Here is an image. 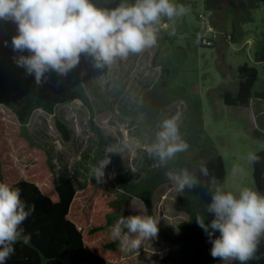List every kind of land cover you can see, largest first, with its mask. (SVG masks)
I'll return each instance as SVG.
<instances>
[{"label": "rangeland", "instance_id": "1", "mask_svg": "<svg viewBox=\"0 0 264 264\" xmlns=\"http://www.w3.org/2000/svg\"><path fill=\"white\" fill-rule=\"evenodd\" d=\"M218 1L175 0L186 11L171 19L161 17L155 25L153 46L130 53L126 58L117 57L104 70L95 67L90 56L83 53L80 74L89 108L76 99L57 105L53 114L36 109L24 126L30 139L49 150L56 178L70 179L76 189L94 181L102 191L119 194L118 175L136 184L144 170L152 171L151 181L162 179L150 195L151 214L159 217L157 237L143 241L139 250L126 251L111 236V226L121 214L145 211L140 199L122 194L127 200L104 229L116 242L121 258L106 264H176V245L166 242L159 231L175 234L178 223L186 221L189 214H203L204 207L195 185L177 191L175 182L169 180L166 172L175 171L170 163L172 159H182L190 165L189 173L195 176L191 159L202 144L211 145L221 155L224 166L218 186L233 193L242 187L254 189L248 153L263 149L262 142L253 138L250 130L264 132V62L254 61L255 50L264 43V0H243L244 7L236 0L234 4L230 0ZM250 2L254 6L247 8ZM205 24L214 26L220 33H232L233 40L225 41L221 37L211 46L199 44ZM243 63L257 70L251 102L247 107L224 105L220 93L224 88H236L235 69ZM161 66L168 70L165 96L171 101L160 109L155 122L150 123L144 96L158 81ZM151 97H154L152 92ZM195 112L201 120L200 134L193 124ZM177 113L179 131L188 148L161 165L148 148L155 142L161 121ZM55 117L69 130L67 140L56 129ZM103 159H109L110 163L104 169L103 182L98 183L91 170ZM229 261L219 258L216 264Z\"/></svg>", "mask_w": 264, "mask_h": 264}, {"label": "trees", "instance_id": "2", "mask_svg": "<svg viewBox=\"0 0 264 264\" xmlns=\"http://www.w3.org/2000/svg\"><path fill=\"white\" fill-rule=\"evenodd\" d=\"M92 2L100 8H113L123 0ZM230 2L235 3L234 0ZM236 3L241 7L245 6L243 0H236ZM253 6L250 2L246 7ZM15 33V22L0 19V181L18 186L26 205L32 204L34 211L23 222L28 241L25 243L22 239L18 240L14 244V252L5 264H106L118 261L121 252L104 229L118 215L121 203L127 200L121 195L127 193L137 197L147 213L151 214V191L162 179L158 177L151 181V170H144L142 179L136 184L118 175L116 186L121 194H113L102 191L94 181L76 189L70 179L56 178L49 150L30 139L24 126L36 109L53 114L57 105L76 99L89 108L80 74L83 53L80 54L77 65L66 74L49 70L44 73L40 83H37L32 74L15 62L17 56L29 54L26 49L19 51L12 48L11 37ZM229 35L228 40L225 36L223 39L233 40V34ZM90 59L93 62L91 56ZM254 61L264 62V43L255 50ZM105 66L99 68L104 70ZM167 74L165 67H159L158 81L150 93L147 92L144 96L148 103L145 110L150 123L155 122L160 109L171 101V98L165 96ZM234 77L236 88L222 89L221 100L227 106L247 107L253 96L252 87L257 80V70L243 63L236 66ZM151 92L154 97H151ZM164 97L166 100L161 101ZM194 117V128L200 134L202 125L197 112ZM54 125L62 139L67 140L69 130L66 125L57 117L54 118ZM250 134L263 144V149L255 153L258 159L250 163L253 187L264 194V132L252 129ZM191 160L196 168V193L204 207L203 214L199 216L207 222L211 219V214L206 211V206L224 176L222 157L211 145L202 144ZM170 163L175 171L179 167L187 170L190 167L182 159H172ZM201 166L207 169V175L201 173ZM196 216L198 215L189 214L186 221L178 223V231L173 235H165L159 231L166 242L176 245V264H216L219 259L210 256V243L196 224ZM225 264L240 262L232 259ZM245 264H264V234L258 240L253 258Z\"/></svg>", "mask_w": 264, "mask_h": 264}, {"label": "clouds", "instance_id": "3", "mask_svg": "<svg viewBox=\"0 0 264 264\" xmlns=\"http://www.w3.org/2000/svg\"><path fill=\"white\" fill-rule=\"evenodd\" d=\"M185 11L175 0H132L113 8L97 7L92 0H0V19L16 24L12 48L29 53L17 56L15 62L37 83L49 70L66 74L77 65L81 53L90 55L95 67L139 53L156 43L155 25L161 17L171 19ZM179 119L178 113L164 118L155 142L148 148L161 165L188 148L179 131ZM248 159L258 157L250 152ZM109 163V159H103L93 166L91 174L98 183L103 182ZM200 171L207 175L204 166ZM166 175L175 182L177 191L196 184L195 176L187 169L168 171ZM20 193L18 186L0 181V264H5L14 252L18 240L26 243L29 238L24 234L23 222L34 206L26 205ZM206 211L211 219L205 222L198 215L195 222L208 238L210 256L224 261L235 259L240 264L253 258L264 234V194L249 187L233 193L217 186ZM158 224L159 217L145 210L121 214L110 231L124 250H139L143 241L157 237Z\"/></svg>", "mask_w": 264, "mask_h": 264}, {"label": "built area", "instance_id": "4", "mask_svg": "<svg viewBox=\"0 0 264 264\" xmlns=\"http://www.w3.org/2000/svg\"><path fill=\"white\" fill-rule=\"evenodd\" d=\"M225 36V38L228 40L230 38V35L222 32L220 33L215 29L214 26L205 24L202 28V35L199 38V44L204 46H211L214 44L219 38Z\"/></svg>", "mask_w": 264, "mask_h": 264}, {"label": "crops", "instance_id": "5", "mask_svg": "<svg viewBox=\"0 0 264 264\" xmlns=\"http://www.w3.org/2000/svg\"><path fill=\"white\" fill-rule=\"evenodd\" d=\"M216 19H218V17L216 18ZM218 21V20H217ZM251 101H249V103H250ZM249 105V104H248ZM258 110V109H257ZM259 110H260V108H259ZM257 113H259V112H257Z\"/></svg>", "mask_w": 264, "mask_h": 264}]
</instances>
